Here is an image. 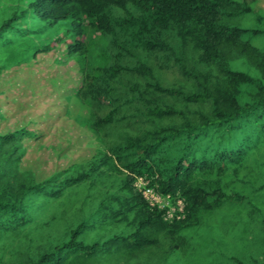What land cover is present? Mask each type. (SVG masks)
Masks as SVG:
<instances>
[{
	"label": "trees",
	"instance_id": "obj_1",
	"mask_svg": "<svg viewBox=\"0 0 264 264\" xmlns=\"http://www.w3.org/2000/svg\"><path fill=\"white\" fill-rule=\"evenodd\" d=\"M255 1L34 0L0 26L3 48L20 38L64 28L73 37L67 44L75 53L85 49L87 29L101 32L114 60L99 75L87 78L83 97L95 110L93 128L100 131L135 117L153 124L146 132L109 145L77 174L56 183L15 185L9 167L15 159L9 150L36 134L20 130L0 136L1 259L27 230L61 223L80 191L104 186L105 177L117 174L118 192L33 264L88 262L161 244L170 256L183 253L189 247L186 231L200 227L205 216L228 203L242 204L243 173L264 149V51L245 39L248 30L230 27L226 20L250 11ZM170 34L175 35L176 48ZM130 48L143 60L135 66L121 65L119 61L132 53ZM189 56L204 68L194 73L196 92L149 81L157 70L192 77L183 61ZM238 61L259 76L237 70ZM140 122L130 127L136 130ZM141 179L169 197L171 206L181 201L182 212L178 208L168 219L169 208L150 205L137 186ZM105 228L114 234L94 238Z\"/></svg>",
	"mask_w": 264,
	"mask_h": 264
},
{
	"label": "rangeland",
	"instance_id": "obj_2",
	"mask_svg": "<svg viewBox=\"0 0 264 264\" xmlns=\"http://www.w3.org/2000/svg\"><path fill=\"white\" fill-rule=\"evenodd\" d=\"M32 1L0 0V26ZM249 8L250 11L228 18L226 24L248 30L245 39L264 51V0L255 1ZM129 12L136 13L132 9ZM114 14L127 15L125 12ZM71 40L73 37L58 27L42 36L17 39L8 48L0 47V136L20 130L36 134L35 138L26 139L9 150L15 159L9 163L10 180L15 185L56 183L71 177L101 152H106L109 145L153 127L152 123L135 117L100 131L93 128L95 110L83 97L88 89L87 78L99 75L100 69L111 65L114 51L108 38L93 29L86 30L82 52L69 49L67 43ZM170 42L177 47L174 34ZM130 51V55L119 61L121 65L135 66L138 59L143 60L138 50L130 48ZM187 58L183 61L192 77L157 70L155 79L149 81H159L185 93L196 92L199 85L194 73L204 68L191 56ZM235 68L253 77L259 76L244 61L236 62ZM198 78L203 83V78ZM152 98L156 100L157 95ZM171 104L183 109L177 102L171 101ZM135 122H140L136 130L130 127ZM254 157L250 168L243 173L244 181L239 189L240 195L245 196L242 204L228 203L222 210L205 216L200 227L186 231L189 247L185 252L170 256L161 244L134 253L124 250L110 257L72 264H264V188L255 192L264 186V149ZM118 179V174L105 177L104 186L80 191L75 206L68 207L69 212L61 223L27 230L9 245L0 264H33L40 255L66 241L71 229L98 210L107 197L118 192ZM179 205L171 206L168 219L173 218L178 208L182 212V202ZM111 234L114 232L108 228L99 229L94 238Z\"/></svg>",
	"mask_w": 264,
	"mask_h": 264
},
{
	"label": "built area",
	"instance_id": "obj_3",
	"mask_svg": "<svg viewBox=\"0 0 264 264\" xmlns=\"http://www.w3.org/2000/svg\"><path fill=\"white\" fill-rule=\"evenodd\" d=\"M137 186L142 189L143 195L145 199L150 203L152 206H158L159 208H169L168 211V218L171 217V204L169 197H163L160 194H158L153 188L149 187L148 183L144 181L143 179L138 181ZM181 203V201H179ZM177 203L178 206H180V203ZM183 210V209H182Z\"/></svg>",
	"mask_w": 264,
	"mask_h": 264
}]
</instances>
